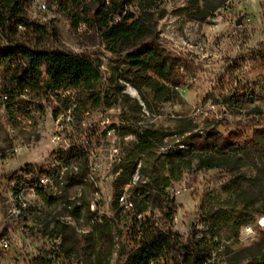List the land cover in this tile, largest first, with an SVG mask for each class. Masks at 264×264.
<instances>
[{"label":"rangeland","instance_id":"374dc122","mask_svg":"<svg viewBox=\"0 0 264 264\" xmlns=\"http://www.w3.org/2000/svg\"><path fill=\"white\" fill-rule=\"evenodd\" d=\"M32 1L30 18L57 33L61 46L50 43L53 48L100 60L110 105L72 114L73 105L38 92L26 98L23 111L15 105L11 113L0 99V174L28 164L53 173L61 167L60 152L73 145L90 149L83 181L51 191L80 246H99L88 218L109 225L112 254L99 261L94 251L89 264H125L132 246L130 222L114 202L122 174L131 177L122 192L145 200L159 231L175 233L182 243L201 239L216 264H247L264 254V228L257 225L264 215V0H163L160 44L180 62L183 82L174 100L139 111L114 93L116 56L97 36L71 26L74 1ZM196 1L203 19L191 16ZM129 10L138 13L135 6ZM146 131L152 146L143 150L137 135ZM211 145H226V157L236 159L207 169L196 155H210L214 148L205 147ZM69 165L70 173L78 171ZM67 205L80 207L79 219L65 220Z\"/></svg>","mask_w":264,"mask_h":264},{"label":"trees","instance_id":"16d2710c","mask_svg":"<svg viewBox=\"0 0 264 264\" xmlns=\"http://www.w3.org/2000/svg\"><path fill=\"white\" fill-rule=\"evenodd\" d=\"M73 1L75 9L68 13L71 26L77 29L82 24L86 32H90L93 37L97 36L104 43L105 50L117 58L120 67L115 68L114 93L124 103L139 111L142 106L151 109L157 103L169 102L178 96V88L183 82L181 64L176 58L165 55L157 30L158 21L165 15L163 0ZM32 3V0H0L2 102L11 113L14 112L15 105L18 106V111H23L26 98L44 92L64 101L65 108L73 105L72 114L79 110L109 106L110 99L102 85L100 60L53 48L50 43L61 46L57 33L55 29L49 33L45 26L30 18ZM197 3L198 1L191 16L203 19L206 15H198L202 9ZM130 6L137 7V15L129 10ZM262 58L264 60V55ZM126 85L133 88L139 97L123 92ZM65 90L70 93L62 97L57 95ZM238 100L239 98L235 99ZM147 133L150 132L137 135L143 150L152 146V141L145 135ZM205 148L212 149L214 145ZM227 148L226 145H220L210 155L202 157L197 153L196 157L207 169L215 168L223 162L236 159L226 157ZM89 152L90 149L80 145H73L60 152L61 165H66V169L60 180L56 176V183L71 185L82 182L85 174L83 171L88 170ZM69 164L78 171L70 173ZM27 167L28 165L25 166ZM130 180V174H122L115 180L116 205L123 186ZM36 192L45 204L53 203L52 197L42 188L36 187ZM130 200L134 205L133 212L148 213L144 199L132 196ZM168 200L169 203L174 202L172 197ZM67 212L79 218L80 207L73 206ZM121 215L129 221L133 216L132 213L123 212ZM93 225L99 233L96 251L91 244L80 246L70 226L58 224L65 245L64 251H73L75 255L82 251L89 261L95 251L99 261L107 260L114 244L110 227L99 221H95ZM129 229L132 246L128 250L125 264H216L211 260L212 249H206L201 244V239L192 237L182 243L175 233L159 231L152 215L146 218L139 237L134 235L135 229L131 221ZM247 264H264V254L252 258Z\"/></svg>","mask_w":264,"mask_h":264},{"label":"built area","instance_id":"2783aa9c","mask_svg":"<svg viewBox=\"0 0 264 264\" xmlns=\"http://www.w3.org/2000/svg\"><path fill=\"white\" fill-rule=\"evenodd\" d=\"M44 6L43 3L39 5L40 8ZM25 166L0 174V264H89L86 256L64 251L65 245L58 229V224H64V219L57 213L55 193L51 191L57 184L56 176L60 180L66 165H61L56 173L35 164ZM36 187L48 193L53 203L45 204ZM118 205L121 212L132 213L133 233L139 237L150 214L133 212V202L124 192L118 196ZM71 208L67 205V211ZM90 208H95L94 201L90 202ZM79 218L67 214L65 220L74 222ZM88 220L91 223L97 221L95 217ZM257 225L264 228V216L257 219Z\"/></svg>","mask_w":264,"mask_h":264},{"label":"water","instance_id":"95a60500","mask_svg":"<svg viewBox=\"0 0 264 264\" xmlns=\"http://www.w3.org/2000/svg\"><path fill=\"white\" fill-rule=\"evenodd\" d=\"M236 24H239V21H236ZM133 89V88H132ZM134 90V89H133ZM135 91V90H134ZM136 93V91H135ZM130 95H132L130 92H129ZM133 96V95H132Z\"/></svg>","mask_w":264,"mask_h":264},{"label":"bare ground","instance_id":"6f19581e","mask_svg":"<svg viewBox=\"0 0 264 264\" xmlns=\"http://www.w3.org/2000/svg\"><path fill=\"white\" fill-rule=\"evenodd\" d=\"M131 93H132L133 95H135V91H134L133 89H131Z\"/></svg>","mask_w":264,"mask_h":264}]
</instances>
